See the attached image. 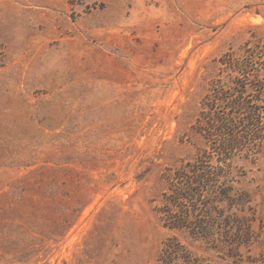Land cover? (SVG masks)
<instances>
[{
    "label": "rangeland",
    "instance_id": "374dc122",
    "mask_svg": "<svg viewBox=\"0 0 264 264\" xmlns=\"http://www.w3.org/2000/svg\"><path fill=\"white\" fill-rule=\"evenodd\" d=\"M233 61L264 83V0H0V264H264V142L209 241L158 214Z\"/></svg>",
    "mask_w": 264,
    "mask_h": 264
},
{
    "label": "trees",
    "instance_id": "16d2710c",
    "mask_svg": "<svg viewBox=\"0 0 264 264\" xmlns=\"http://www.w3.org/2000/svg\"><path fill=\"white\" fill-rule=\"evenodd\" d=\"M241 66L239 61L228 62L227 67L238 76L219 84L202 103L195 132L202 137L204 149L166 176L167 192L158 214L166 228L186 232L195 241H209L213 235V222L192 219L199 210L208 213L214 209L203 193L215 189L217 202L237 205L230 196L237 181L233 162L258 154L264 142V83H247ZM214 159L217 165L212 166ZM179 251L178 244L168 241L162 261L175 264L172 259Z\"/></svg>",
    "mask_w": 264,
    "mask_h": 264
}]
</instances>
